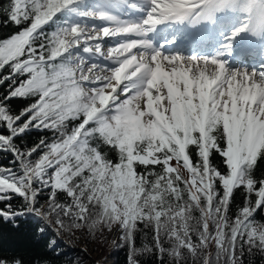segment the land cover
I'll list each match as a JSON object with an SVG mask.
<instances>
[{"label":"snow or ice","instance_id":"snow-or-ice-1","mask_svg":"<svg viewBox=\"0 0 264 264\" xmlns=\"http://www.w3.org/2000/svg\"><path fill=\"white\" fill-rule=\"evenodd\" d=\"M3 15L19 30L0 38V221L115 232L128 264L264 256V0H8Z\"/></svg>","mask_w":264,"mask_h":264},{"label":"trees","instance_id":"trees-1","mask_svg":"<svg viewBox=\"0 0 264 264\" xmlns=\"http://www.w3.org/2000/svg\"><path fill=\"white\" fill-rule=\"evenodd\" d=\"M7 4L8 0H0V38H5L14 31L19 30L17 26L6 24L5 22L3 9L7 6ZM54 27V25L48 27L46 28V31H52ZM6 90L7 82L4 85H0V96H2ZM27 102L28 101H13V109L18 111L20 108L24 107ZM42 135L45 134L33 131L23 138L22 143L30 147L34 143L38 142ZM110 155L114 156V154L111 153ZM9 160L10 156L0 154V165H7ZM214 163L219 164L218 157L214 159ZM173 164H175V161H173ZM181 172L185 177H187V172L184 169H181ZM262 173H264V161L259 163L255 172L257 176H260ZM45 199L46 195H41L39 197L41 203H43ZM241 202L242 195L237 192L236 198L232 204L233 213ZM19 203V200H13L14 206L19 205ZM256 219L264 221V213L258 214ZM18 223L19 227L16 228L0 221V255H22L26 261L30 262V264H74L75 260L73 259V256H68L67 254L61 252L60 248L56 246H54V248L48 247V244L53 241L52 236L49 232H47V230L44 233L36 230L41 227L42 224H40L35 218L22 217ZM85 231L87 232L86 229ZM87 233L91 236L93 235L89 232ZM143 239V233H138L136 236L137 247L141 246ZM121 243L122 242L119 241L110 248L109 258L111 264H128V248L126 246H118ZM138 259L140 264H158V260L152 255H143L138 257ZM244 264H264V256L259 254L248 256L246 253L244 257Z\"/></svg>","mask_w":264,"mask_h":264},{"label":"rangeland","instance_id":"rangeland-1","mask_svg":"<svg viewBox=\"0 0 264 264\" xmlns=\"http://www.w3.org/2000/svg\"><path fill=\"white\" fill-rule=\"evenodd\" d=\"M109 45H105L107 47ZM55 246L68 256H73L74 264H111L110 248L119 242L115 232L104 230L103 233L89 235L85 230L65 233L57 236L47 229ZM116 242L115 244L113 242Z\"/></svg>","mask_w":264,"mask_h":264}]
</instances>
